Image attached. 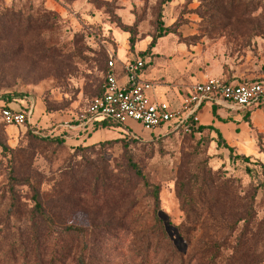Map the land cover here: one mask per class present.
Returning a JSON list of instances; mask_svg holds the SVG:
<instances>
[{"label":"rangeland","instance_id":"374dc122","mask_svg":"<svg viewBox=\"0 0 264 264\" xmlns=\"http://www.w3.org/2000/svg\"><path fill=\"white\" fill-rule=\"evenodd\" d=\"M110 55L142 59L167 102L192 83L264 81V0H0V96L34 110L32 129L0 117V264H264V106L62 140ZM216 117L241 123L231 155L196 133Z\"/></svg>","mask_w":264,"mask_h":264},{"label":"built area","instance_id":"2783aa9c","mask_svg":"<svg viewBox=\"0 0 264 264\" xmlns=\"http://www.w3.org/2000/svg\"><path fill=\"white\" fill-rule=\"evenodd\" d=\"M145 62L136 58L118 66L113 56L106 61L103 92L93 98L73 121L61 126L67 132L88 131L96 122L109 121L121 129L155 134L166 133L189 122H199L205 106H217L231 111L256 108L264 103V81L226 84L220 80L192 83L179 94L180 103L170 102L156 95L157 85L146 80ZM33 106L25 114L1 109V120L15 127L31 125Z\"/></svg>","mask_w":264,"mask_h":264},{"label":"trees","instance_id":"16d2710c","mask_svg":"<svg viewBox=\"0 0 264 264\" xmlns=\"http://www.w3.org/2000/svg\"><path fill=\"white\" fill-rule=\"evenodd\" d=\"M165 34H163V35L158 34L157 37L152 38V42L150 44V48L154 47L156 39H158L160 37H163ZM129 42H130V45L134 44L133 39H130ZM105 71H106V63H105V70L103 71V85H104V74H105ZM223 82L226 83V84H229L227 81H223ZM251 82H260V81H251ZM241 83H243V82H241ZM102 92H103V86H102L101 92L97 96L101 95ZM16 98H22V97H21V95H15V94H13V95H9V94L1 95L0 96V101H2L4 103L2 109H7V110H10L12 112H18V113L25 114L27 112V110H28V107H21L20 106V107H18V109H14V108L10 107V105L16 101ZM262 106H264V103L259 105V106H257L256 108L262 107ZM218 108L219 107L213 105L211 107V110L212 109H218ZM243 111L244 110H242L241 112H243ZM246 111H248V110L246 109ZM216 118H217L218 122H221V123L226 122L225 119H221L220 117H216ZM188 125H189V127H193V125H195V124L192 123V122H189ZM26 127L30 128V129L34 128L33 125L32 126L31 125H26ZM107 128L120 129V127L117 124L111 123L109 121L96 122V123L93 124L91 130L88 131L87 129H85L83 132H77L75 135H73V137H72V134H70V137H69L68 140L76 141L75 143L81 144L86 139H88L96 130L107 129ZM204 130H206L208 133H214L216 135V137L218 138V140L222 143L223 147L229 151L230 155L233 153V149L230 148L225 143L224 139L222 138L220 132L217 129L213 128L212 126H209V127H197L196 128V133H201ZM172 131H175V130H172ZM172 131H168V132H172ZM81 138H83V140ZM54 139L56 140V138H54ZM50 140H52V139H50ZM62 140H66V139H62ZM58 142H61V141H58ZM240 157L243 160H246V158H244L242 156H240ZM130 169H131L130 172L133 174V176L141 178V173L138 171V169H137V167L135 165H130ZM33 200H34V207H33L34 211L36 212V214L42 215L43 212H42V208H41V205H40V202H39V196H35ZM72 230L76 231V232H80V229H72ZM162 238H164V233L162 235ZM80 264H86V263L83 260V261H81Z\"/></svg>","mask_w":264,"mask_h":264},{"label":"crops","instance_id":"0c3cea01","mask_svg":"<svg viewBox=\"0 0 264 264\" xmlns=\"http://www.w3.org/2000/svg\"><path fill=\"white\" fill-rule=\"evenodd\" d=\"M155 83V82H154ZM156 84V83H155ZM157 85V84H156ZM157 87L159 88V85H157ZM181 93H184V88H183V91H178V88H177V93L173 96V99L172 100H170V103H171V105L173 106V107H177L178 105H179V103H180V95L179 94H181ZM219 110L220 109H222L223 111L224 110H227V109H224V108H218ZM207 110H209V111H211V106H205V107H203L202 108V110H201V113H200V116H199V118L200 117H203V115L206 113H203L202 111H207ZM33 114H34V110H33ZM33 116V115H32ZM221 119H225L226 120V122H224V123H221V122H218L217 120H216V122L215 123H213L211 126L213 127V128H215V129H217L219 132H220V134H222L221 136H223L222 138L224 139V141H225V139H226V137L227 136H231L232 135V133H234V134H237V133H239V126L241 125V123H240V121H237L236 119H232V120H230V119H228V118H230V117H225V118H223V117H220ZM135 126V125H134ZM135 127H137V126H135ZM139 130V129H138ZM63 132H65V135H64V133ZM69 133H71V132H67L66 130H63L62 129V139H69V137H70V135L68 136V134ZM72 135H75V134H73L72 133ZM92 136H93V134L88 138V139H91L92 138ZM82 140H83V138H81ZM80 139V140H81ZM87 140V139H86ZM70 141V140H69ZM73 142H76V141H73ZM93 143H95V142H93ZM92 143V144H93ZM226 143V142H225ZM227 144V143H226ZM229 146V145H228ZM232 146V145H231ZM231 146H229L230 148H232L233 150H234V147H231Z\"/></svg>","mask_w":264,"mask_h":264}]
</instances>
